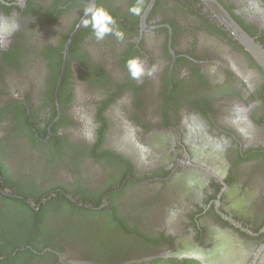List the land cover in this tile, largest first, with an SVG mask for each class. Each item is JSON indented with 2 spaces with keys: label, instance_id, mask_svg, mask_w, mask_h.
Listing matches in <instances>:
<instances>
[{
  "label": "flooded vegetation",
  "instance_id": "af4514ba",
  "mask_svg": "<svg viewBox=\"0 0 264 264\" xmlns=\"http://www.w3.org/2000/svg\"><path fill=\"white\" fill-rule=\"evenodd\" d=\"M217 1L252 52L203 0H0V264H264V0Z\"/></svg>",
  "mask_w": 264,
  "mask_h": 264
},
{
  "label": "water",
  "instance_id": "95a60500",
  "mask_svg": "<svg viewBox=\"0 0 264 264\" xmlns=\"http://www.w3.org/2000/svg\"><path fill=\"white\" fill-rule=\"evenodd\" d=\"M206 5L211 9L214 16L228 29L230 30L235 37L240 40L246 47H249L248 49L252 52L251 46H253L252 39L245 33L243 30L239 27V25L233 20L232 16L222 7V5L217 0H203ZM254 45H256L254 43ZM256 50H258L256 46ZM170 135L169 132H158V135L156 138H154V145L144 147L145 143L141 141V139L135 138L131 139L129 138V135H126V138H120L118 140V146L121 147V149H124V151H128L133 156L132 160L139 165V166H153L156 165L158 162H165L166 157L169 156V154L175 150V141L176 140H165L161 136ZM138 136L139 133H138ZM187 152V151H186ZM218 159V158H217ZM209 161V162H214ZM185 163H188V165H192L193 167L203 168L206 170L209 174L216 177L218 180L220 178L211 170H209L207 167L199 164L194 163L191 161L190 154L187 152V159L184 161ZM217 161H215L214 165H216ZM191 179H185L184 184L191 180ZM184 199L183 196H179L175 199V205L178 206L179 210H182L184 208ZM192 252H190L191 255Z\"/></svg>",
  "mask_w": 264,
  "mask_h": 264
},
{
  "label": "clouds",
  "instance_id": "9594fccd",
  "mask_svg": "<svg viewBox=\"0 0 264 264\" xmlns=\"http://www.w3.org/2000/svg\"><path fill=\"white\" fill-rule=\"evenodd\" d=\"M130 11H132L133 13L138 15L140 13V7L139 6H134V7H132L130 9ZM89 12L91 13V20L85 19L84 20V25L85 26H87L90 22L95 21L97 16H103L104 19L106 21H108L110 24H113V25L115 24V21L112 19V17L108 16L102 9H99V8H97V9H86L85 10V15L87 16ZM108 31H110V29L107 28V27L99 28V30L96 31L97 39H101L103 37V35L105 33H107ZM116 34H117V36H120L122 38V34L121 33L117 32ZM132 66L134 68H136V71L133 73L134 76H139L140 74H142V69L137 67V64H136L135 61L133 62Z\"/></svg>",
  "mask_w": 264,
  "mask_h": 264
}]
</instances>
